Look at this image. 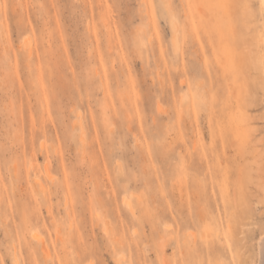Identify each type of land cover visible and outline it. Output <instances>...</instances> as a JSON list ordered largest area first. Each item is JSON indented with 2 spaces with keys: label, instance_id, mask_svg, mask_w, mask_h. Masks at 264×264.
Returning a JSON list of instances; mask_svg holds the SVG:
<instances>
[{
  "label": "rangeland",
  "instance_id": "1",
  "mask_svg": "<svg viewBox=\"0 0 264 264\" xmlns=\"http://www.w3.org/2000/svg\"><path fill=\"white\" fill-rule=\"evenodd\" d=\"M262 235L260 0H0V264H259Z\"/></svg>",
  "mask_w": 264,
  "mask_h": 264
},
{
  "label": "bare ground",
  "instance_id": "2",
  "mask_svg": "<svg viewBox=\"0 0 264 264\" xmlns=\"http://www.w3.org/2000/svg\"><path fill=\"white\" fill-rule=\"evenodd\" d=\"M260 2H261V11H262V15H263V24H264V0H260ZM173 22V21H172ZM172 22H171V26L173 25L174 26V24L175 23H173L172 24ZM174 28H175V26H174ZM173 35H174V33H173ZM177 34H175L174 36H176ZM172 37L173 38V40L176 42V37ZM25 39H26V37H25ZM28 40H26V42H27ZM23 42H25L24 40H23ZM142 41L140 40V42H139V44L140 45H142ZM23 44H25V43H23ZM196 94V93H195ZM193 95V98H199V97H196V95ZM198 94V93H197ZM199 96V95H198ZM45 172H46V174L48 175L49 174V170H48V166L47 165H45ZM125 205H127L126 207L131 211V212H133V213H135V210H134V208H133V206L130 204V201H127L126 200V203H125ZM262 238H264V235H262L260 238H259V240L257 241L258 242V248H259V257H260V259H258L259 261V264H264V239H262ZM41 248H42V252H43V254H44V256L45 255H48L49 253H48V250H47V246L45 245V243L42 241V246H41Z\"/></svg>",
  "mask_w": 264,
  "mask_h": 264
},
{
  "label": "snow or ice",
  "instance_id": "3",
  "mask_svg": "<svg viewBox=\"0 0 264 264\" xmlns=\"http://www.w3.org/2000/svg\"><path fill=\"white\" fill-rule=\"evenodd\" d=\"M262 239H264V238H262Z\"/></svg>",
  "mask_w": 264,
  "mask_h": 264
}]
</instances>
